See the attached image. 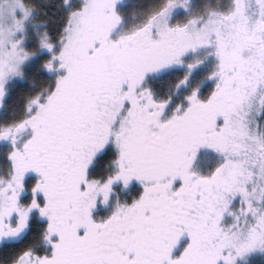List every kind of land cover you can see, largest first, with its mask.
Instances as JSON below:
<instances>
[{"label": "snow or ice", "instance_id": "snow-or-ice-1", "mask_svg": "<svg viewBox=\"0 0 264 264\" xmlns=\"http://www.w3.org/2000/svg\"><path fill=\"white\" fill-rule=\"evenodd\" d=\"M0 264H264V0H0Z\"/></svg>", "mask_w": 264, "mask_h": 264}]
</instances>
